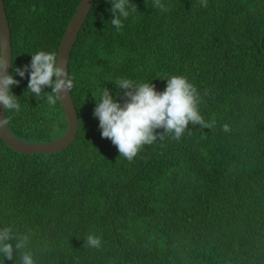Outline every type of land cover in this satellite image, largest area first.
Segmentation results:
<instances>
[{
    "label": "trees",
    "instance_id": "16d2710c",
    "mask_svg": "<svg viewBox=\"0 0 264 264\" xmlns=\"http://www.w3.org/2000/svg\"><path fill=\"white\" fill-rule=\"evenodd\" d=\"M79 1L3 0L10 74L39 51L57 54ZM130 3L137 11L117 30L110 0H94L78 32L68 60L78 114L70 145L23 154L0 137V230L30 235L0 264H22L23 251L34 264H264V0H207L206 8L161 0L167 12L153 0ZM176 75L197 88L214 127L189 124L179 140L166 134L128 161L93 115L103 88L123 103L114 81L162 92ZM14 78L20 111L4 109L11 132L28 142L63 135L60 101L27 91V73ZM88 235L101 247L84 244Z\"/></svg>",
    "mask_w": 264,
    "mask_h": 264
},
{
    "label": "clouds",
    "instance_id": "9594fccd",
    "mask_svg": "<svg viewBox=\"0 0 264 264\" xmlns=\"http://www.w3.org/2000/svg\"><path fill=\"white\" fill-rule=\"evenodd\" d=\"M110 3V21L119 30L123 27L122 18L127 19L137 8L130 0H110ZM207 6V0H202V7ZM153 7L161 12L169 10L161 0H153ZM9 66V61L0 54V103L3 104L5 112L20 111L19 99L12 92V86H18L20 83L14 78L15 75L23 78L27 73V91L36 98L44 94L50 106L62 99V93L70 92L73 88V80L69 77L67 69L58 63V55L55 52L39 51L32 55L30 64L23 68L15 67L12 74L7 71ZM114 82L118 89L124 90V102L115 100L110 91L103 88L93 115L99 120L102 137L110 139L120 156L130 162L143 146L151 145L157 139L163 140L166 134H173V139L179 140L189 124L209 129L215 125L214 120L205 122L198 107L200 95L197 88L184 76L168 78L167 86L162 92H158L151 82L138 85L130 79H118ZM45 87H51L52 91L45 92ZM8 123L6 116L0 119V128L6 127ZM161 128L165 131L157 133L156 130ZM222 130L229 132L230 128L225 124ZM29 242L28 234H14L11 227L0 230V254L7 260H12L15 252L26 249ZM84 244L99 248L102 238L88 235ZM20 259L22 264H34L31 251H23Z\"/></svg>",
    "mask_w": 264,
    "mask_h": 264
},
{
    "label": "water",
    "instance_id": "95a60500",
    "mask_svg": "<svg viewBox=\"0 0 264 264\" xmlns=\"http://www.w3.org/2000/svg\"><path fill=\"white\" fill-rule=\"evenodd\" d=\"M94 0H80L75 12L70 18L64 34L58 46V63L63 65L68 72V60L73 44L76 40ZM0 54L9 61L11 65V36L8 19L3 0H0ZM10 74V66L8 68ZM59 100L67 119V129L60 137L45 142H28L17 138L7 125L0 128V137L11 149L23 154L53 153L62 150L70 145L75 139L78 131V114L71 96V92L62 93ZM5 117L4 106L0 103V119Z\"/></svg>",
    "mask_w": 264,
    "mask_h": 264
}]
</instances>
